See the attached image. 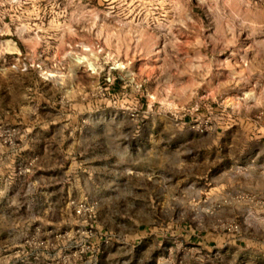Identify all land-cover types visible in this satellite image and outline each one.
Wrapping results in <instances>:
<instances>
[{"label":"clouds","instance_id":"9594fccd","mask_svg":"<svg viewBox=\"0 0 264 264\" xmlns=\"http://www.w3.org/2000/svg\"><path fill=\"white\" fill-rule=\"evenodd\" d=\"M40 85L104 174L71 221L37 214L34 183L0 188V264H264V0H0V86L24 122ZM97 214L109 230L84 231Z\"/></svg>","mask_w":264,"mask_h":264},{"label":"rangeland","instance_id":"374dc122","mask_svg":"<svg viewBox=\"0 0 264 264\" xmlns=\"http://www.w3.org/2000/svg\"><path fill=\"white\" fill-rule=\"evenodd\" d=\"M25 87L31 85L26 83ZM39 92L45 99L41 101L36 114L28 113L29 123L16 117L12 110L14 93L7 86H0V161L11 162V171L0 176V188L7 185L8 193L12 195L26 190L29 183H34L36 190L33 200L37 214L47 209L52 218L71 221L83 215V210L91 204L89 175L97 181L103 176L105 157L89 146L88 133L79 126L71 131V135L69 131L58 134L57 125L49 123V112L44 107L47 103V88L40 85ZM21 106L27 109L31 104L22 102ZM44 124H48L47 132L42 128ZM29 127L31 131L26 136L29 148L14 154L13 146L19 143L18 134L22 135L23 130ZM113 149L118 152L119 144H114ZM70 168L72 172H69ZM3 204L4 201H0V207ZM98 225L105 232L109 230V225L102 222L99 214L94 220L89 219L83 230L95 232ZM80 228L79 224L69 223L61 227L58 235ZM191 243H197L195 237ZM98 247L99 259L105 255L103 240ZM64 254L71 255V251L65 250Z\"/></svg>","mask_w":264,"mask_h":264}]
</instances>
